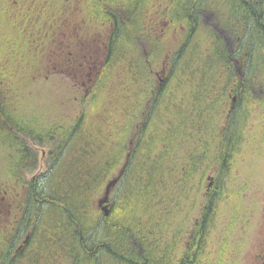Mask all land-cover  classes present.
Here are the masks:
<instances>
[{"label":"trees","instance_id":"obj_1","mask_svg":"<svg viewBox=\"0 0 264 264\" xmlns=\"http://www.w3.org/2000/svg\"><path fill=\"white\" fill-rule=\"evenodd\" d=\"M146 2L0 0V139L11 146L10 131L15 130L36 141L47 129L45 135L62 137L58 154L65 151L67 158L61 184L55 183L44 197L46 207L40 206L37 189L30 184L14 221V230L20 221L31 223L33 240L36 232L50 229L53 220L49 241L34 247L27 243L11 257L5 255L11 249L7 236L1 237L2 264H20L28 250L37 258L28 264H199L210 230L207 221L212 222L219 203L216 188L203 189L204 179L210 169L217 171L218 179L230 178L228 160L234 159L233 150L241 141L233 124L242 99V77L234 66L242 59L236 44L242 41V11L264 10V0H242V11L241 0H230L232 21L221 14L218 0H208L205 10L217 15L218 32L201 22L197 8L187 7L184 18L178 17L184 23L187 19L188 29L178 40L157 31L146 12L143 21H137ZM202 2L198 9L203 12ZM262 18L259 24L264 26V14ZM259 35L264 41V30ZM128 37L136 45L148 42L154 55H163L169 76L160 88L147 83L146 60L138 47L132 62L139 78L123 92L130 98L138 92L137 98H124V103L115 95L119 118L104 121L83 106L98 97L106 69ZM224 40L236 44L234 54ZM204 41L213 44L204 48ZM181 71L182 81L175 78ZM52 77L58 91L69 88L73 108L66 116L61 109L55 112L50 123L42 124L44 129L32 120L19 122L17 103L28 99L42 81L44 89ZM231 92L238 97L234 109L228 105ZM167 97L172 108L166 110ZM89 116L102 125L103 140L88 125ZM162 116L164 124L154 127L155 118ZM131 139L136 141L125 150ZM212 141L217 145L210 149ZM12 147L21 163L31 156L24 145ZM34 165L32 158L31 169ZM122 171L111 211L104 217L96 197ZM197 210L199 218L194 216Z\"/></svg>","mask_w":264,"mask_h":264},{"label":"rangeland","instance_id":"obj_2","mask_svg":"<svg viewBox=\"0 0 264 264\" xmlns=\"http://www.w3.org/2000/svg\"><path fill=\"white\" fill-rule=\"evenodd\" d=\"M126 1L127 0H115L116 3H126ZM229 1L230 0H218L217 4L219 5L218 7L221 14L226 16L229 21H232L233 12L229 6ZM195 2L196 0H148V2L144 3L145 11L138 16L137 21H143L142 17H144V12H146L148 14L147 18L150 16L148 22L152 25L154 24L157 31L168 33V35L170 33L174 34L175 36L173 38H177L176 40H178L179 37L177 36L184 34L187 32L186 29H188L187 19L184 23L183 18L185 13H183L182 10L184 11L188 7L190 11H194L196 9L194 8ZM205 3L207 4L208 0H203L202 4ZM178 16H182L183 18L180 19ZM201 18L204 23L217 31L215 29L216 19H218L217 15L204 9ZM181 24L186 27L182 28ZM220 33L222 32H219V34ZM150 40L153 41L151 37ZM207 44L211 47L213 42H208ZM207 44L204 41L202 45L206 48ZM138 47H140V49ZM151 47L152 45L148 42L136 45L132 37H128L126 43H121L115 60H112L110 66L106 69L98 97L95 101L89 98L85 106H83L85 110L88 113L95 112L97 116L102 115L104 121L108 119H110V121H115L116 118H119L118 114L121 110V107H117V100L119 101L120 99L126 103L127 100L124 98L129 97L131 101H133L132 98H137L138 92H134L131 95L132 98H130V94L127 95V92L123 95V92L125 90L129 91L130 87L133 86L132 83H137L135 81L139 78L137 71L138 66L134 61L132 62V57H135V55L137 56L135 53H138V49L143 53L144 60H146L145 63L147 67L145 70L148 71L149 77L147 83L154 84L156 88L164 86L169 76L170 66L165 65L163 55H154ZM260 55L262 56L259 67L262 77L258 80L259 83L263 84L264 88V47ZM234 64H236V61ZM237 67L242 69V61L239 63V66L237 64ZM182 77V71L179 74L177 72L175 75V78H179L180 80L183 79ZM43 82L45 81L38 84V88L36 87V90L32 95L28 96V99L21 101L20 98L21 105L17 103L19 110L16 112L18 116L21 117L19 122L23 119L25 121L24 123L28 124L27 120H32L31 122L41 125L40 127L44 129V125L42 124L47 125V123H50L51 117L55 118V112L56 114L61 113V109L64 111V116H66V113L73 107L71 106V102L69 103L70 100H68L70 98V93L67 91L69 88L65 87L63 92L58 91L56 77H52L49 83H47L48 85H45V88L48 86L47 89H43ZM92 88L93 87L89 89ZM136 90L137 87L135 88V91ZM115 95H117V100ZM231 99L232 97L228 100V105L230 106V103H232ZM47 101L50 104H42L43 102L47 103ZM239 103V119L233 124V128L235 133L240 135L241 141L233 150L235 153L234 159L228 160L231 169L229 174L230 178L226 179L222 177L218 179L217 171L210 169L204 179L203 189L205 190L207 187L208 189L211 188V190H214L216 188L217 191H214L218 196L219 203L216 205L215 215L213 220L211 219L212 222L209 223V221H207L210 230L208 236L205 238V243L200 253L201 259L199 264H245L247 261L246 258L250 260L256 252L254 249V240L257 239L255 233L258 231L254 230L249 236H244L242 234V220L246 217H248V219L264 218V134L260 133L262 121L257 118L259 115V108L255 106V104L249 103L243 106L242 110V100H239ZM22 104L24 106H22ZM169 104V98L167 97L165 101L166 107L164 106L165 108L163 109L167 110L172 108ZM40 105L43 107L40 108ZM48 108L49 111L47 110ZM163 109L160 107L159 110L161 111ZM44 110L47 111L44 112ZM166 112L170 114V112ZM244 116H246L247 119L245 126L242 127V118ZM94 118L93 116H89L87 118V123L91 127L94 126L99 134L97 135L98 139L103 140L106 136L103 133L104 129L102 125H98L100 123ZM163 118V116L162 118H155L154 127L163 125L165 122ZM50 125L51 124H49V126ZM46 131L41 134V131H37L40 134V139L34 141L31 136H25L15 132V130H11L10 133L14 138L11 139V146L9 141L5 144L0 139V238L2 237L4 239L7 236L5 241L9 240L10 245H8V248L11 249H8L5 255L8 253L11 257L15 256V251L18 247L23 249L27 243H29V247L46 243L51 237L52 227L54 229V221L50 220L52 223V226H50L51 230L46 228L44 233L38 234V232H36L33 240V226L31 223L22 224L20 221L16 230H14L15 224H18L17 222L14 223V221L21 212L18 207L20 201H23V196L26 190H28V185L33 184L35 190L37 189L40 206L45 208L46 206L43 204L45 200L44 197H46L47 192L55 186V183L61 184V173L66 171L67 165L65 167L63 166V164L67 162L65 151L58 154L63 139L61 136L58 137V135H45ZM133 133L134 132H132V134ZM36 137L37 136H35V138ZM255 139L258 141H255ZM135 141L136 140L132 139L129 140L125 145V150H129L128 146L131 147ZM23 145L25 148L29 149L31 155L25 163H21V161L16 158V155L13 154L15 148L12 147L16 146L20 148V146ZM216 145L217 142L212 141L210 149H213ZM32 158H35L33 169H31ZM121 168L122 167L116 169L113 177L117 176ZM59 169L61 171H59ZM105 187L103 188L102 194L97 196L95 200L96 207L103 216L104 212L98 207L97 202L104 197ZM115 192L116 187L112 188L109 194V201L107 204L109 213L112 208V200L115 198ZM11 205L14 206L15 209L10 207ZM195 213L194 216L199 218L198 210ZM51 217L53 219L54 216ZM257 221L258 220H254L253 222ZM242 237L247 243L245 248H242ZM27 253L19 259L21 262L20 264H28L29 260L31 261L34 259L32 255L33 251L29 252L28 250ZM34 260L37 261V258ZM42 261L43 260H40V263H42ZM249 262L253 264V259ZM0 264H2L1 255Z\"/></svg>","mask_w":264,"mask_h":264},{"label":"flooded vegetation","instance_id":"obj_3","mask_svg":"<svg viewBox=\"0 0 264 264\" xmlns=\"http://www.w3.org/2000/svg\"><path fill=\"white\" fill-rule=\"evenodd\" d=\"M188 1V0H187ZM199 1L196 0L194 4V8H197L196 12L199 15H202V11H199ZM206 4V3H205ZM202 4L201 7L207 8L209 7L208 3L205 5ZM241 11H242V0ZM242 41H237V45L241 46L240 58L242 61V69L237 68V64L234 66L240 71V76L242 77V110L243 106L247 104H255L259 108L258 119L262 121V127H260V133L264 134V88L263 84L259 83V78L261 79L260 72V63L261 56L260 52L264 47V41L259 40V33L264 30V26L259 23L262 21V17L264 14L263 9H248L242 11ZM201 22L204 25H207L203 22L201 18ZM227 47H230V54H234L236 49L234 47V42H230L224 40L223 42ZM235 44V45H236ZM239 61V63L241 62ZM259 64V65H258ZM231 109H234L235 105L238 103L237 94L231 92ZM240 104V103H239ZM258 104V105H257ZM243 114V112H242ZM246 116L242 118V127L245 126ZM243 129V128H242ZM260 138V135H259ZM264 139V137H263ZM255 141H258L255 139ZM260 141V140H259ZM254 220H258L257 222H253ZM258 231L255 233L257 239L254 240V249L255 254L253 257L248 260L246 258L245 264H250L249 261L253 259V264H264V218H249L246 217L242 220V234L244 236H249L252 231ZM243 238V237H242ZM247 246L246 240L242 239V248ZM22 249V248H21ZM20 247L15 251V256L20 252Z\"/></svg>","mask_w":264,"mask_h":264},{"label":"water","instance_id":"obj_4","mask_svg":"<svg viewBox=\"0 0 264 264\" xmlns=\"http://www.w3.org/2000/svg\"><path fill=\"white\" fill-rule=\"evenodd\" d=\"M122 174H123V171L119 174V176L117 178H115L114 180L109 182V184L106 187L104 197L101 200L98 201V207L103 210L104 217H107L109 215V208H108L107 204H108V201H109L110 191H111L112 188H114L116 186V184L118 183V181L121 178Z\"/></svg>","mask_w":264,"mask_h":264}]
</instances>
